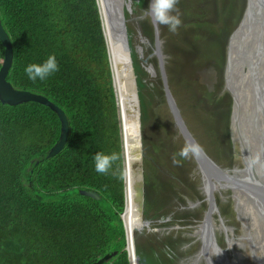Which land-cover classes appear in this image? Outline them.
<instances>
[{
	"label": "trees",
	"instance_id": "1",
	"mask_svg": "<svg viewBox=\"0 0 264 264\" xmlns=\"http://www.w3.org/2000/svg\"><path fill=\"white\" fill-rule=\"evenodd\" d=\"M0 23L12 47L6 80L43 95L63 110L68 124L65 144L47 157L60 133L57 114L34 101L0 102V264H89L113 251L103 264H129L120 218L124 192L118 122L96 0H0ZM129 47L134 70L137 53ZM3 51L0 42V65ZM52 53L60 70L45 81L29 80L25 66ZM208 53L207 62L214 59L219 67L222 50ZM134 73L141 118L149 111L152 91L142 81L145 71ZM98 151L119 156L107 174L94 170ZM147 175L152 189L163 184ZM167 179L163 187L174 182ZM80 189L93 190L99 198L82 195ZM153 194L145 189V217L153 210ZM162 208L152 215L169 211ZM143 243L135 234V252L138 246L144 251L145 264L170 261L160 250L154 256Z\"/></svg>",
	"mask_w": 264,
	"mask_h": 264
},
{
	"label": "rangeland",
	"instance_id": "2",
	"mask_svg": "<svg viewBox=\"0 0 264 264\" xmlns=\"http://www.w3.org/2000/svg\"><path fill=\"white\" fill-rule=\"evenodd\" d=\"M178 1L176 11L182 20L179 29L172 32L167 26L157 24L167 86L179 115L197 143L218 165L231 168L240 152H234L230 134L233 99L224 87V70L228 41L243 15L247 0H242L241 3L240 0ZM147 3L148 0H131L130 11L125 16L129 45L136 51L138 60L134 63V70L131 62L133 74L134 71L140 74L144 70L142 81H145L152 91L151 97L148 98L149 111H143L140 118V131L147 160L144 162L143 157L140 159V171L143 187L146 191L148 189L154 191L152 195L154 207L152 211L147 212L150 219L149 227L134 232V246L135 234H138V240L148 245L151 254L158 255L159 250L167 253L171 257L169 264H206L204 259H200L201 255L197 258L196 251L200 248V244L198 237L192 234L195 229L201 231L202 222L197 224V221L202 220L203 212L207 208L199 191L200 175H195L192 168L190 174L193 175L194 183L186 180L183 186H177V183L172 182L170 187H163L169 182L167 179L169 174L167 176L164 173L165 167L170 170L182 161L185 164L192 161L188 155H180L181 150L186 149L187 146L178 133L163 92L158 60L153 53L154 35L147 14ZM221 44H223L222 49ZM220 50H222V62L219 63V67L215 65L213 59L218 80L214 83L212 91H207L204 83L206 80L202 79L198 70L210 64L207 62L208 58L205 59L208 57V52L216 54L220 53ZM259 50L256 47L254 53L259 54ZM201 51L207 54L202 56ZM246 52L248 51H243L241 56ZM261 52L260 54L264 55V43ZM262 60L264 62V59ZM241 68L251 73L250 77L242 78L240 82L246 98L249 99L256 95L261 77L255 75L252 65L239 66L238 71ZM237 78L239 80V76ZM134 118L138 123V115H134ZM261 124L258 120L257 125ZM154 146L157 148L154 149ZM258 151L259 149L256 148V153ZM249 159L247 154L245 159L237 160V165L243 166L249 162ZM192 166L193 164L189 165V163L185 165L186 176L189 167ZM183 169V163L177 167L178 172ZM241 169L245 173L244 169ZM169 170L168 172L171 173ZM146 175L151 181L154 177L160 183L163 182V186L152 189V185L146 180ZM221 184L224 187L225 183L221 182ZM214 189L225 188L216 185ZM216 191L217 210L214 206L212 211L217 212L213 216L212 211L210 212L213 223L208 225L211 227L207 232V246L214 243V249L217 255H220L219 264H257L248 248L259 243L262 237L264 207L261 208L260 203L253 202L239 190L236 193L229 189ZM146 198L145 195L143 209L145 200L148 201ZM235 203H237L236 208H234ZM160 204L163 205L160 211L164 208H168L169 211L162 217L152 215ZM195 223L197 225L194 227ZM209 248L211 249V246ZM136 253L140 258L145 257L144 251L139 246ZM256 255H259L258 251ZM215 258L214 256L213 259ZM145 261L143 258L144 264Z\"/></svg>",
	"mask_w": 264,
	"mask_h": 264
},
{
	"label": "bare ground",
	"instance_id": "3",
	"mask_svg": "<svg viewBox=\"0 0 264 264\" xmlns=\"http://www.w3.org/2000/svg\"><path fill=\"white\" fill-rule=\"evenodd\" d=\"M97 1L102 17L103 32L114 80V87L120 103V100L122 101L124 99V91L130 86H133L132 80H134V77L131 68V59L129 55L120 49L119 42L112 38L103 2L102 0ZM120 2H122V0H120ZM262 43H264V0H247L246 9L241 22L231 33L228 41L227 69L225 76V88L233 96L230 134L234 145V152H240L237 154L238 157L235 159L231 170H234V175L239 179L241 178L244 182H250V178H247L248 174L244 173L241 168L247 171L249 169V165L248 163L243 166L237 165V160L240 161L241 158L245 159L247 154H249V157H252V152L256 153V148L259 149L260 141L262 138L264 139V121L262 118V114L264 115V62L262 60L264 59V55L260 54L262 53ZM256 47L260 49L259 54L261 56L258 53H254ZM243 51H248L249 53H243L241 56ZM118 64L121 69L118 68ZM246 64L252 65L254 67L255 75H259L261 77V80L257 85L256 95L254 94L249 99L246 98V94H244V90L240 82L242 78L250 77L251 73L249 70L247 72L244 71L246 67L244 69L241 68L238 71L239 66H245ZM238 76L239 80L237 78ZM249 87H251V85ZM258 120L262 123L261 125H257ZM259 128H262L263 133L260 132ZM121 131L123 141L122 150L125 183V210L122 214V218L125 225L127 249L129 251L130 261L131 264H134L135 248L133 231L142 226L140 196L138 192V187L141 183L139 154L141 131L139 128V119L138 123L135 121L134 115L122 119ZM216 185L218 187L225 188L222 186L220 181H214L213 188ZM203 187V189L207 191L206 185ZM232 190L236 193L238 189ZM241 190L242 189L240 188V193H242ZM234 196L237 197L236 194H234ZM236 206L237 203L234 204V208H236ZM209 220V223L206 220V222L200 226V232L195 229V232L192 234L198 238L206 235V229L211 227L208 225L213 223L211 216L209 217ZM205 249L206 248L204 247V250ZM249 250H251L250 252L257 264H264V231L259 243L249 247L248 251ZM256 251L259 252V255H256ZM196 253L198 256L197 258H200V254H198L199 251H196Z\"/></svg>",
	"mask_w": 264,
	"mask_h": 264
},
{
	"label": "water",
	"instance_id": "4",
	"mask_svg": "<svg viewBox=\"0 0 264 264\" xmlns=\"http://www.w3.org/2000/svg\"><path fill=\"white\" fill-rule=\"evenodd\" d=\"M118 1L120 0H102L111 36L114 40L119 42L120 49L124 53L130 56L128 34H127L126 25H125V21H126L125 11L127 13L130 11L129 5H130L131 0H122L121 3ZM96 3H97L98 12H99V17L101 20V25H102L103 23H102L101 12H100L99 4L97 0H96ZM151 3H152V0H148L147 14L150 17V21H151L152 28H153V35H154L153 53L156 55L157 60H158V69H159V74H160L161 81H162V87H163L165 99L170 109V112L173 116L175 126L178 129V133L181 135L187 148L194 149V150H190V152L193 155V159L195 161L196 167L201 173L202 182L207 187V199L209 201V206L205 214V222L206 220L208 221L210 212L214 209V200H213V195H212L214 181L224 182L225 183L224 187L229 188L230 190L232 189L240 190L241 188L243 190V191L241 190L243 194H245L246 196L249 195L252 201H255L256 203H260L261 208L262 206L264 207V141H263L264 139L262 138V140L260 141L259 151L257 153L252 152V157H250L249 162H248L249 169L247 171L244 170L245 173L248 174L247 178L248 179L250 178L249 179L250 182L248 181L244 182L242 181L241 178L240 179L237 178V176L234 175V170H231L232 168L221 167L211 157H209L205 153V151L202 149L199 143H197V141L195 140L191 132L187 129L186 125L184 124L181 116L179 115V111L175 105V102L170 93V90L167 86L166 75L164 71L163 55H162L161 48H160V40L158 38L159 30H158L157 23L153 19V16L151 13V9H150ZM246 5H247V2H246ZM244 12H243V15H244ZM241 19L238 25L240 24ZM103 36H104V32H103ZM104 39H105V36H104ZM0 42L4 48L3 59L0 65V102L8 104V105H15V104H19V103L26 102V101H34V102L48 106L52 111H54L57 114L59 121H60V133H59L57 141L51 146V148L47 152V157L52 156L56 154L58 151H60V149L63 147V145L66 142L67 134H68V124H67L66 116L63 110H61L55 104L50 102L43 95L33 93L27 90L14 88L6 80V75L8 73V70L12 62V47H11V42L9 40V37L7 33L5 32V30L3 29V27L1 26V23H0ZM105 45H106V40H105ZM106 52H107V45H106ZM107 57H108V52H107ZM108 63H109V69H110V75H111V84H112V89H113V94H114L115 109H116V116H117V122H118V133H119V140H120L119 143H120V149H121L120 152H121V158H122L121 163H122V176H123L124 205H123V210L120 213V218L122 221L124 234H125L126 244L124 246V249L126 250V253H127L128 262L129 264H131L129 251L127 249V238H126V232H125V225H124V221L122 218V214L125 210V183H124V159H123V150H122L123 141H122V135H121L122 133L121 127H122V119L127 118L128 116H131V115H138L139 128L141 126L140 125L139 104L137 106L138 96H137V86L135 82L136 75L133 74V77H134L133 86H130L124 91V99L122 101L120 100V103H119L118 97L116 95L115 87H114V80H113V76L111 72V66H110L109 59H108ZM118 68L121 69L119 67V64H118ZM226 69H227V64L224 70V79H225L224 87L226 83V78H225ZM199 74L202 76V79L206 80L204 82L206 89L208 91H211L213 89V84L216 80L215 70L213 66L209 65L207 69L204 68L203 70L199 72ZM225 90L227 89L225 88ZM227 92L230 93L228 90ZM230 95L232 96L231 93ZM232 99H233V96H232ZM262 118L264 121L263 114H262ZM259 129H260V132L263 133L262 128H259ZM139 154H140V159H142V157L145 156L142 137L140 138ZM138 192L140 196V207H141V215H142L144 192H145V188L143 187V182H142V176H141L140 186L138 187ZM79 193L82 195L94 198V199L99 198L98 193L93 190L80 189ZM149 224H150V221L142 216V226L139 229H136L135 231L139 232L143 228V226L147 228ZM114 254H115L114 251L111 253H106L102 255L101 257H99L97 260L89 264H103L104 262L108 261L110 257ZM205 258L207 259L208 264H217L216 261L211 262L207 254L205 255ZM134 264H141L139 257L137 255H135L134 257Z\"/></svg>",
	"mask_w": 264,
	"mask_h": 264
},
{
	"label": "clouds",
	"instance_id": "5",
	"mask_svg": "<svg viewBox=\"0 0 264 264\" xmlns=\"http://www.w3.org/2000/svg\"><path fill=\"white\" fill-rule=\"evenodd\" d=\"M178 0H152L150 5L153 19L159 25L167 26L169 31L175 32L182 24L180 15L176 11ZM60 70V64L55 53L39 63H29L24 72L31 81H45ZM192 148L182 149L181 156H187ZM119 159L116 153H105L98 151L94 154V170L100 174H107L113 167V163ZM177 162V161H174Z\"/></svg>",
	"mask_w": 264,
	"mask_h": 264
},
{
	"label": "flooded vegetation",
	"instance_id": "6",
	"mask_svg": "<svg viewBox=\"0 0 264 264\" xmlns=\"http://www.w3.org/2000/svg\"><path fill=\"white\" fill-rule=\"evenodd\" d=\"M209 65H212L213 66V68H214V70H215V76H216V80H215V82H217V80H218V73H217V70H216V68H215V66H214V64H213V61H210V64ZM208 65V66H209ZM208 66L207 67H202L201 69H199L198 70V72H200L201 70H203L204 68L205 69H207L208 68ZM200 75V74H199ZM214 82V83H215ZM213 86H214V84H213ZM206 87V86H205ZM208 91V90H207ZM212 91V90H211ZM206 153V152H205ZM207 154V153H206ZM208 155V154H207ZM188 156L191 158V161L192 162H187V163H189V165L190 164H193V166L192 167H189V171H188V175L186 176V174H185V165L187 164H185L183 161H182V163H183V166H184V169H183V171H180V172H178V170H177V167H179L181 164H179V165H175L174 167H171L170 168V172L171 173H169L168 172V170L166 169V168H168V167H165L164 168V173L168 176V174H169V178H171L173 181H174V183H177V186L178 185H180V186H183V185H185V181L186 180H191L190 182L191 183H194V181L192 180V177H193V175L191 176V174H190V171H191V169L193 168V171H195V175H200V180H201V173H200V171L198 170V168L196 167V164H195V161H194V159H193V155L191 154V152L189 151V154H188ZM197 175V176H198ZM202 181V180H201ZM200 181V183H201V186L199 187V191H200V193H201V195L203 196V199H202V201L203 202H205L206 203V206H207V208H206V210L203 212V217H202V220H199V221H197V224L198 223H200V222H202L201 224H200V226L202 225V224H204L205 223V214H206V212H207V210H208V206H209V201H208V199H207V192H205V190L203 189L204 187V184H203V182H201ZM227 189H229V188H226V189H214L213 188V190H212V195H213V200H214V206L216 207L215 208V210H217V206H216V201H215V191L216 190H218V191H223V190H227ZM230 190V189H229ZM218 191H216V192H218ZM190 203H192L193 204V202H191V200H190ZM217 212V211H216ZM215 211H212L211 213H212V216L216 213ZM165 214H161V215H159L160 217H162V216H164ZM143 216V215H142ZM144 218H146V219H148V217H145V216H143ZM209 217H210V215H209ZM213 218V217H212ZM149 221H150V219H148ZM210 222V220L208 219V223ZM196 223L194 224V226L195 225H197ZM190 227V226H189ZM207 230V232H208V229H206ZM138 235V234H137ZM206 238H207V234L206 235H204L203 237L202 236H200L197 240L199 241V244H200V248L198 249V251H199V253L198 254H200L201 255V258L200 259H204L205 261H206V264H208V262H207V259L205 258V255L207 254L208 255V258L210 259V261L211 262H213V261H216L217 262V264H219V262H221L220 261V255H217V252H216V250L214 249V247H215V245H214V243L213 244H210V245H208L207 246V244L208 243H206ZM206 243V244H205ZM211 246V249L209 248ZM148 247V246H147ZM204 247L206 248V251L204 250ZM134 248H135V246H134ZM210 249V250H209ZM149 250H150V248H149ZM220 250V249H219ZM151 251V250H150ZM197 251V252H198ZM161 252V251H160ZM221 252H222V250H221ZM158 253H159V251H158ZM223 253V252H222ZM165 254H167V253H165ZM135 255H137V254H135ZM154 255V254H153ZM168 255V254H167ZM194 255V254H193ZM211 255V256H210ZM138 256V255H137ZM154 256H158V255H154ZM169 256V255H168ZM216 257L215 258V260L213 259V257ZM139 257V256H138ZM212 257V258H211ZM169 258H170V261H171V257L169 256ZM139 260H140V263L141 264H144L143 263V258H140L139 257ZM170 261H168V262H166V264H169L170 263Z\"/></svg>",
	"mask_w": 264,
	"mask_h": 264
}]
</instances>
